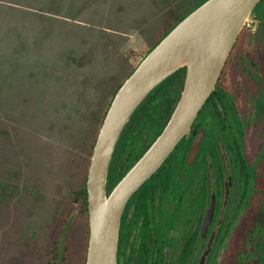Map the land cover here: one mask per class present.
I'll list each match as a JSON object with an SVG mask.
<instances>
[{
  "label": "rangeland",
  "instance_id": "374dc122",
  "mask_svg": "<svg viewBox=\"0 0 264 264\" xmlns=\"http://www.w3.org/2000/svg\"><path fill=\"white\" fill-rule=\"evenodd\" d=\"M199 1L0 0V264H48L58 240L61 262L68 233L82 262L70 197L115 91Z\"/></svg>",
  "mask_w": 264,
  "mask_h": 264
},
{
  "label": "flooded vegetation",
  "instance_id": "af4514ba",
  "mask_svg": "<svg viewBox=\"0 0 264 264\" xmlns=\"http://www.w3.org/2000/svg\"><path fill=\"white\" fill-rule=\"evenodd\" d=\"M251 17L190 134L127 203L117 264H262L264 4ZM158 136L124 155L123 177ZM122 146L115 149L114 165ZM116 184H108V194Z\"/></svg>",
  "mask_w": 264,
  "mask_h": 264
},
{
  "label": "water",
  "instance_id": "95a60500",
  "mask_svg": "<svg viewBox=\"0 0 264 264\" xmlns=\"http://www.w3.org/2000/svg\"><path fill=\"white\" fill-rule=\"evenodd\" d=\"M260 2L207 0L140 62L117 91L100 128L89 168L86 264H117L121 219L127 203L190 134L194 120L216 89L235 42ZM183 68L187 69L184 89L169 122L108 194L110 164L122 132L148 95Z\"/></svg>",
  "mask_w": 264,
  "mask_h": 264
},
{
  "label": "trees",
  "instance_id": "16d2710c",
  "mask_svg": "<svg viewBox=\"0 0 264 264\" xmlns=\"http://www.w3.org/2000/svg\"><path fill=\"white\" fill-rule=\"evenodd\" d=\"M207 0H201L194 6L187 14L184 16L178 17L174 16L175 23L174 25L165 33V35L160 38L146 53L145 57L190 13H192L195 9L205 3ZM263 0H261L262 3ZM259 3V5L261 4ZM258 7V6H257ZM144 57V58H145ZM143 58V59H144ZM142 59V60H143ZM140 64V63H139ZM138 64V65H139ZM138 65L133 69V71L126 77V79L134 72V70L138 67ZM186 68L180 69L175 74L167 78L163 83H161L156 89H154L148 97L143 101V103L137 108L129 123L125 127L124 131L121 134V137L118 141L116 148L122 142L124 146L121 147L120 151V159L118 163L115 165L113 162L111 163L109 169V189H111L116 183H118L123 175L125 174V170L123 169L124 163V155L126 153L132 152L133 150H138L139 148L145 145V141L147 138H150V141L155 139L158 136L166 123L170 119L173 111L175 110L180 97L181 91L183 89L184 78L186 74ZM125 79V80H126ZM124 83V82H123ZM122 83V84H123ZM120 84V86L122 85ZM119 86V87H120ZM118 90L115 91V94ZM114 94V96H115ZM96 143V142H95ZM95 144L93 145L94 149ZM116 151V150H115ZM116 154V152H115ZM93 155V150H92ZM123 156V157H122ZM115 155L113 156L114 161ZM129 167V166H128ZM88 174L86 176V181L77 189L74 190L71 199H74V202L79 203L82 206V215L87 223V237H86V248L82 256V262L80 264H86L87 260V249L90 235V226H89V209H88V190H87V180ZM260 196L258 199V207L264 214V187H260ZM65 223L62 221V227H64ZM258 243L261 245V248L258 250L259 259L262 264H264V227L261 225L258 226ZM73 232V229H72ZM63 238V232H62ZM69 233L64 236V240H62V261L59 262V240L57 242H53L50 258L48 264H70L71 251L72 247L74 249V244L70 240L69 241Z\"/></svg>",
  "mask_w": 264,
  "mask_h": 264
}]
</instances>
